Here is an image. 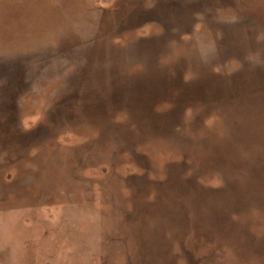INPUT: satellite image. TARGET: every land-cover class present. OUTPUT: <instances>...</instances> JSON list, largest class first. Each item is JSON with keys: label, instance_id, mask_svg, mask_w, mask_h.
<instances>
[{"label": "rangeland", "instance_id": "1", "mask_svg": "<svg viewBox=\"0 0 264 264\" xmlns=\"http://www.w3.org/2000/svg\"><path fill=\"white\" fill-rule=\"evenodd\" d=\"M0 264H264V0H0Z\"/></svg>", "mask_w": 264, "mask_h": 264}]
</instances>
